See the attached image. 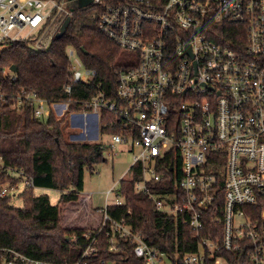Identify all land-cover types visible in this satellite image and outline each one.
Here are the masks:
<instances>
[{"label":"built area","instance_id":"built-area-1","mask_svg":"<svg viewBox=\"0 0 264 264\" xmlns=\"http://www.w3.org/2000/svg\"><path fill=\"white\" fill-rule=\"evenodd\" d=\"M66 0H0V52L30 41L44 51L72 11ZM101 7L98 31L116 65L105 73L81 113L93 116L97 132L109 128L107 155L126 147L132 163L117 186L105 193L99 225L83 234L87 245L73 264H264V0H91ZM36 33V35H33ZM68 79L92 85L98 73L67 51ZM34 116L63 117L72 100L46 106L34 93L24 96ZM102 113L117 123L101 124ZM101 133V132H100ZM157 211L180 215L196 249L169 254L149 246L124 219L107 213V198L122 203L119 183L131 180ZM159 167L176 175L175 190H149L162 180ZM25 186L32 182L19 171ZM6 196L3 189L0 197ZM221 225V237L205 233V217ZM102 241L123 260H98ZM234 253L229 257L228 253ZM3 264H50L9 251ZM236 254V255H235ZM130 257V259H129Z\"/></svg>","mask_w":264,"mask_h":264},{"label":"trees","instance_id":"trees-1","mask_svg":"<svg viewBox=\"0 0 264 264\" xmlns=\"http://www.w3.org/2000/svg\"><path fill=\"white\" fill-rule=\"evenodd\" d=\"M101 7L90 4L72 11L66 31L54 39L44 51L34 50L30 41L7 45L0 52V192L4 185L15 187L18 178L10 172H21L32 182V188L59 191L56 205L46 194L33 195V189L24 193L23 207L10 205L9 197H0V264L9 261V251L36 261L50 264H73L84 251L87 242L83 234L88 229H67L61 226V214L66 205L77 202L83 191L84 171H94L105 162L103 142L70 141L65 137V118L53 113L45 120L34 116V106L24 101L29 92L43 99L46 106L72 103L65 116L81 113L99 86L106 87L105 73L116 65L112 49L98 31ZM101 40L110 47L108 54L94 51V43ZM72 49L85 68L95 70L98 76L92 85L76 84L70 95L63 92L69 75L67 51ZM14 69V71H11ZM101 124L117 123L111 115L102 113ZM101 134L117 133L103 128ZM162 180L150 185L156 194L175 190L176 175L159 167ZM140 180L139 167L135 166L131 180L119 183L120 205L108 204L107 213L112 219H124L132 230L139 233L151 247L169 254L195 251L196 242L189 228L178 216L157 211L146 193L137 192L135 183ZM205 233L214 231L215 241L221 237V225L205 217ZM126 255H111L102 241L98 260H123L130 256L131 248L123 246ZM236 255V254H235ZM233 257L234 253H228ZM125 259V258H124ZM130 259V257H129ZM88 264H99L88 262Z\"/></svg>","mask_w":264,"mask_h":264},{"label":"rangeland","instance_id":"rangeland-1","mask_svg":"<svg viewBox=\"0 0 264 264\" xmlns=\"http://www.w3.org/2000/svg\"><path fill=\"white\" fill-rule=\"evenodd\" d=\"M65 8L68 11H74L78 8L76 0H66ZM36 35V33H33ZM33 46V44H32ZM94 51L108 54L110 47L104 44L101 40H96L93 47ZM47 114L44 112L40 120H45ZM58 118V117H56ZM65 118V137L70 141H83V131L78 127H73L69 124V116L59 117ZM81 131V133H80ZM108 144L110 142L109 135H103L98 132L96 140ZM114 155L104 154L105 162L96 166L94 171H84L83 175V191L79 194L77 202L66 205L61 214V226L67 229L82 228L92 230L95 229L103 216V208L105 206V193L113 187L117 186L119 179L125 174L131 166V154L123 145L116 146ZM12 176L18 178L15 187L11 188L9 185H4L6 196L9 197L10 205L15 208L23 207V198L26 189L23 177L18 176L14 172H10ZM33 195L39 196L46 194L49 197L50 203L56 205L58 203L60 192L51 189L32 188ZM84 197L88 199L84 202ZM114 195H109L107 203H113ZM98 220V221H97ZM97 221V223H96ZM105 264H111L107 262Z\"/></svg>","mask_w":264,"mask_h":264},{"label":"crops","instance_id":"crops-1","mask_svg":"<svg viewBox=\"0 0 264 264\" xmlns=\"http://www.w3.org/2000/svg\"><path fill=\"white\" fill-rule=\"evenodd\" d=\"M69 121H70L69 124L71 126L78 127L80 130L83 131V137H84L83 139H85L83 141H95L96 140L98 132L96 129V121L93 116H87L83 118L82 116L74 115L72 118H69ZM87 201L88 199L84 197V202H87Z\"/></svg>","mask_w":264,"mask_h":264},{"label":"water","instance_id":"water-1","mask_svg":"<svg viewBox=\"0 0 264 264\" xmlns=\"http://www.w3.org/2000/svg\"><path fill=\"white\" fill-rule=\"evenodd\" d=\"M76 1L78 3V8H84L88 5H90V3H91V0H76ZM69 22H70V17H67L64 20V22L62 23V25L60 26L59 31L55 35V39H59L64 34ZM11 71H14V69H11Z\"/></svg>","mask_w":264,"mask_h":264}]
</instances>
